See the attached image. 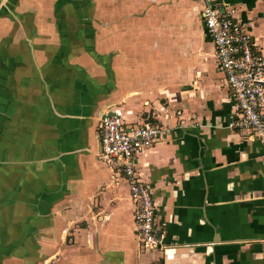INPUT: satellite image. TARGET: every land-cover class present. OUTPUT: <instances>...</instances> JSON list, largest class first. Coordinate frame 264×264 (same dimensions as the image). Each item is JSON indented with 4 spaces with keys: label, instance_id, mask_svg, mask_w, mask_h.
Masks as SVG:
<instances>
[{
    "label": "crops",
    "instance_id": "obj_1",
    "mask_svg": "<svg viewBox=\"0 0 264 264\" xmlns=\"http://www.w3.org/2000/svg\"><path fill=\"white\" fill-rule=\"evenodd\" d=\"M208 2L264 55V0H0V264H264V156L227 126ZM106 111L167 130L136 156L162 250L99 158Z\"/></svg>",
    "mask_w": 264,
    "mask_h": 264
},
{
    "label": "built area",
    "instance_id": "obj_2",
    "mask_svg": "<svg viewBox=\"0 0 264 264\" xmlns=\"http://www.w3.org/2000/svg\"><path fill=\"white\" fill-rule=\"evenodd\" d=\"M205 34L212 43L216 68L224 78L235 114L232 129L247 130L264 156V55L244 26L221 3L208 2L201 11ZM99 158L113 174L125 179L140 246L162 250L161 224L148 185L139 177L136 156L160 141L166 128L146 120L131 122L120 112L106 111L98 121Z\"/></svg>",
    "mask_w": 264,
    "mask_h": 264
},
{
    "label": "rangeland",
    "instance_id": "obj_3",
    "mask_svg": "<svg viewBox=\"0 0 264 264\" xmlns=\"http://www.w3.org/2000/svg\"><path fill=\"white\" fill-rule=\"evenodd\" d=\"M114 112V111H113Z\"/></svg>",
    "mask_w": 264,
    "mask_h": 264
}]
</instances>
